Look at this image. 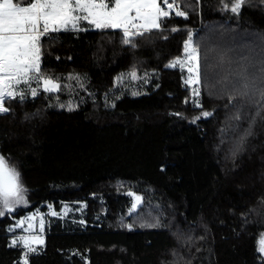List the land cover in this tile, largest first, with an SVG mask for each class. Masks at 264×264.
I'll list each match as a JSON object with an SVG mask.
<instances>
[{"label":"trees","instance_id":"trees-1","mask_svg":"<svg viewBox=\"0 0 264 264\" xmlns=\"http://www.w3.org/2000/svg\"><path fill=\"white\" fill-rule=\"evenodd\" d=\"M176 3L186 17L164 19L135 46L114 29L42 38L41 71L62 87L33 97L21 85L24 98L0 113V156L28 202L0 217V264H24L22 244L12 246L24 232L9 229L37 211L44 242L28 264H264V99L233 88L245 67L260 83L264 0L238 13L232 0ZM189 35L201 57L192 88L186 69L168 66ZM79 191V203L49 198ZM129 191L143 197L133 214Z\"/></svg>","mask_w":264,"mask_h":264},{"label":"snow or ice","instance_id":"snow-or-ice-1","mask_svg":"<svg viewBox=\"0 0 264 264\" xmlns=\"http://www.w3.org/2000/svg\"><path fill=\"white\" fill-rule=\"evenodd\" d=\"M23 2L26 6L14 0H0V113L9 111L4 106L6 99H15L17 96L20 99L24 98L21 85H24L33 97L38 95L37 89L48 93L60 91L62 86L59 79L47 77L41 71V40L50 33L69 29L80 30V24L84 22L96 29L120 30L122 42L135 46V37L144 36L153 30H161L164 19L173 15L186 17V13L180 10L176 0H23ZM245 2L246 0H232L231 11L238 13ZM183 51L184 58H177L168 66L179 67L181 71L186 68L188 76L185 84L199 85L201 57L191 35L184 42ZM260 73L259 84L256 83L257 78L248 72L247 67L234 73L236 79L233 88L237 94L247 97L249 101H253L257 95L264 99V66L260 68ZM127 76L132 80L138 79L134 70ZM124 78L125 74H121L117 79L122 82ZM70 79L78 80L79 77ZM33 83L37 87L33 88ZM199 94V87L193 88V95ZM257 114L259 115V112ZM202 115L208 117L211 113L203 112ZM234 119H240L239 112ZM26 191L19 172L0 156V217L13 213L18 207H26L28 204ZM127 195L132 198L129 214L136 213L143 203V197L131 191ZM51 214L58 215L55 211ZM38 217L39 231L42 233L44 220L38 211L17 220L15 227L9 229L15 231L16 228H21L30 233L12 241V246L22 244L26 250L24 264H28V253L36 251L33 245L44 242L42 235L31 234L35 232L33 222ZM128 227L131 229L132 225ZM257 251L264 258V234L258 241Z\"/></svg>","mask_w":264,"mask_h":264},{"label":"rangeland","instance_id":"rangeland-1","mask_svg":"<svg viewBox=\"0 0 264 264\" xmlns=\"http://www.w3.org/2000/svg\"><path fill=\"white\" fill-rule=\"evenodd\" d=\"M22 6H26V5H22ZM94 28V29H96L94 26H91V25H89V24H87V23H84V22H81V24H80V29L81 28ZM69 30H71V29H69ZM186 69V68H185ZM187 76H188V74H187ZM187 76H186V78H187ZM189 87H191L192 88V86L193 85H188ZM49 198H50V200H52V201H55V202H60V203H62V204H66V203H68V202H82V200H83V196H82V191H79V192H75V193H71V194H58V193H55V194H51L50 196H49ZM28 215H31V214H27V215H25L24 217H26V216H28ZM24 217H22L21 219H23ZM17 220H20V219H17ZM16 220V221H17ZM16 221H15V223H16ZM14 223V224H15ZM34 223V225H35V231H37L38 230V226H39V220H38V218H37V220L36 221H34L33 222ZM27 225L25 224V227H26ZM14 227H15V225H14ZM18 229H21V228H18ZM22 230V229H21ZM23 231V230H22ZM24 233L23 234H21V235H25V236H27V235H30V233L29 232H26V231H23ZM31 234H33V233H31ZM36 234V233H35ZM20 235V236H21ZM35 246V244L33 245V247ZM25 249H24V253H25ZM24 253H23V255H22V257H21V262L22 263H24ZM29 254V253H28Z\"/></svg>","mask_w":264,"mask_h":264}]
</instances>
